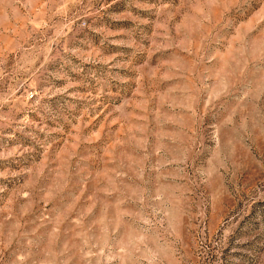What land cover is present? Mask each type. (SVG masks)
Returning a JSON list of instances; mask_svg holds the SVG:
<instances>
[{
    "label": "rangeland",
    "instance_id": "obj_1",
    "mask_svg": "<svg viewBox=\"0 0 264 264\" xmlns=\"http://www.w3.org/2000/svg\"><path fill=\"white\" fill-rule=\"evenodd\" d=\"M0 264H264V0H0Z\"/></svg>",
    "mask_w": 264,
    "mask_h": 264
}]
</instances>
